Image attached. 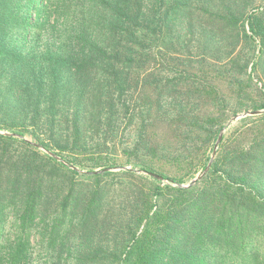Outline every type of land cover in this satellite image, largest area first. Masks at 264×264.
Returning <instances> with one entry per match:
<instances>
[{
  "label": "trees",
  "instance_id": "1",
  "mask_svg": "<svg viewBox=\"0 0 264 264\" xmlns=\"http://www.w3.org/2000/svg\"><path fill=\"white\" fill-rule=\"evenodd\" d=\"M262 1L261 12L243 16L251 0L238 7L244 39L259 44L251 68L256 72L264 53ZM184 4L178 1L174 9ZM164 5L165 0H0V129L9 131L0 133V264H31L35 244L52 249L57 264L71 258L76 264H264V113L252 116L258 131L250 141L225 143L221 135L195 183L160 186L152 167L143 165L153 182L139 191L129 186L122 193L126 205L107 208L109 185L123 191L126 178L133 184L139 163L112 171L99 156L101 147L117 137L121 119L140 122L146 105L161 101L144 103L140 97L143 81L154 73L146 66V34L162 31ZM239 72L247 75V68ZM259 81L255 88L263 101L264 74ZM207 86L216 109L224 106L218 91ZM179 107L178 119L193 120L184 102ZM248 107L263 109L264 102ZM221 128L216 122L202 129L216 141ZM26 131L60 160L14 135ZM62 159L87 173L80 175ZM73 234L88 240L72 253ZM101 236H111L113 247Z\"/></svg>",
  "mask_w": 264,
  "mask_h": 264
},
{
  "label": "rangeland",
  "instance_id": "2",
  "mask_svg": "<svg viewBox=\"0 0 264 264\" xmlns=\"http://www.w3.org/2000/svg\"><path fill=\"white\" fill-rule=\"evenodd\" d=\"M178 1L186 3L187 6L184 4L174 9V4ZM241 2L242 0H165L162 14L166 24L156 35L146 34L150 46L146 52V57L149 59L146 66L151 71L154 68V73L143 81L145 89L140 97L144 103L154 101L156 97L161 101L159 104H152L151 107L147 104L146 113L143 111L140 122L129 124L127 118L121 119L117 137L113 142L108 141L107 148L101 147L100 152L103 153L99 156L106 157L105 160L112 166L110 168L112 171L130 168L135 162L139 163L134 167L136 170L134 177L130 178L133 184H129V179L126 178L124 180L126 182L122 183L127 185L123 191L115 188L114 184L109 185L111 196L107 208H115L118 203L124 207L127 199L123 194L129 190V186H131L130 190L139 191L148 186V181L153 182L147 177L146 172L141 170L143 165L152 167L151 173L160 186L170 184L184 187L193 179H198L202 173L201 165L204 157L209 155V165L219 145L218 137L216 141H210L203 132V129H208L209 124L221 122L219 135H223L225 143L250 141L248 138L256 135L257 117L252 116L264 113V108L253 111L248 106L255 102L258 104L264 102L261 93L255 88L262 86L259 76L264 74L262 70L264 53L260 59L262 66L257 72L251 71L252 63L255 61L254 53L256 56L260 54L259 44L257 39L255 41L244 39L243 17L238 15V7L242 9ZM261 5H263L262 0H251L243 16L250 10L261 12L262 7H257ZM228 11L231 14L230 18L227 15ZM262 19L264 21V12ZM244 66L247 68V75L239 72ZM248 73L251 81L248 80ZM198 81L203 84L195 87L194 83ZM207 85L213 86L218 91L221 95H217L218 101L226 102L224 106L216 109L210 97L212 89ZM237 85H240V89ZM242 85L245 88L242 89ZM183 102L185 108L191 112L190 117L193 118L191 121L178 119L174 115ZM212 113L214 115H211ZM212 117H215L216 122L211 120ZM245 117L247 120L241 121ZM140 124H143L141 132L138 129ZM0 133H9V131L0 129ZM243 134L246 135L241 139ZM14 135L25 138L41 153L60 160L52 151L39 145L29 131ZM88 156L96 157L98 154H89L86 157ZM62 160L70 168L79 171L80 175L87 173L86 169ZM100 168L102 167L94 171H100ZM163 174L165 177L162 176ZM172 177H181L184 182L178 184L172 181ZM71 236L73 240L69 241L68 246L71 247L72 253L81 243L88 240L87 235L86 238L80 239H77L78 234ZM95 237L91 235V241H95ZM38 238L39 236L33 238L34 243H37ZM110 241L111 236L102 240L106 245L110 244ZM104 249L110 251L106 246ZM54 258L55 253L52 249L34 245L31 264H57ZM72 260V258L67 259L66 264L77 263H73ZM60 264H64V260Z\"/></svg>",
  "mask_w": 264,
  "mask_h": 264
},
{
  "label": "water",
  "instance_id": "3",
  "mask_svg": "<svg viewBox=\"0 0 264 264\" xmlns=\"http://www.w3.org/2000/svg\"><path fill=\"white\" fill-rule=\"evenodd\" d=\"M220 139H221V135H219V136H218V139H217V141L219 142V141H220ZM196 180H197V178L193 179V181H192L191 183L195 182Z\"/></svg>",
  "mask_w": 264,
  "mask_h": 264
}]
</instances>
